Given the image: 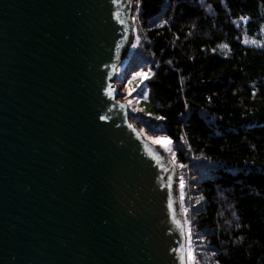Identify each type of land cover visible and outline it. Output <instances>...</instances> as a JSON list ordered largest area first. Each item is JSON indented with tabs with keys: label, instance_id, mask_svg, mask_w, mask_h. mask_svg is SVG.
<instances>
[{
	"label": "water",
	"instance_id": "1",
	"mask_svg": "<svg viewBox=\"0 0 264 264\" xmlns=\"http://www.w3.org/2000/svg\"><path fill=\"white\" fill-rule=\"evenodd\" d=\"M133 14L0 0V264H187L176 166L119 100Z\"/></svg>",
	"mask_w": 264,
	"mask_h": 264
},
{
	"label": "trees",
	"instance_id": "2",
	"mask_svg": "<svg viewBox=\"0 0 264 264\" xmlns=\"http://www.w3.org/2000/svg\"><path fill=\"white\" fill-rule=\"evenodd\" d=\"M133 6L139 43L117 76L129 91L152 70L135 94L146 113L147 93L153 130L173 141L179 180L195 173L183 217L197 264H264V47L244 43L262 32L264 0Z\"/></svg>",
	"mask_w": 264,
	"mask_h": 264
},
{
	"label": "rangeland",
	"instance_id": "3",
	"mask_svg": "<svg viewBox=\"0 0 264 264\" xmlns=\"http://www.w3.org/2000/svg\"><path fill=\"white\" fill-rule=\"evenodd\" d=\"M133 1V0H132ZM134 7V6H133ZM134 25V23H133ZM134 36H135V30H134ZM249 43L248 44H252L251 41L253 40H248ZM255 41L257 42L255 45H264V31L261 32V34L259 35V37L257 39H255ZM254 45V44H252ZM218 51H222V52H226L225 48L221 47V48H218ZM123 63V62H122ZM121 63V65H122ZM120 65V66H121ZM119 66V68H120ZM119 68H117L119 70ZM117 70V71H118ZM119 79V78H118ZM139 80V78H138ZM117 84V88H119V92L121 93L122 97L119 99L120 101L124 102L123 100H126V102H128L129 106L127 107L128 108V111L130 113V123L136 128V130L141 134L142 138L144 140H146L147 142H149L150 144L152 145H155V146H159L161 147L159 144H155L152 142L151 139H149L150 137H165L163 134H160L159 132L157 131H154L153 127H152V120L153 118L151 117V115L148 113V112H151V109H150V104L147 103V97L144 98L143 100H145V107H146V110L148 112L144 113L143 110H141V107L138 105V102L140 100V98H137L136 97V94L137 93V87H135L136 91H134L132 93V95H128V90L126 89V87L124 85H122L121 83V79H119V82L116 83ZM139 84H140V80H139ZM142 86V85H140ZM129 101H131V103H129ZM125 102V103H126ZM127 104V103H126ZM141 110V111H140ZM144 113V114H143ZM141 114V115H140ZM162 148V147H161ZM170 148H171V151H166L164 148H162L163 150L166 151L167 155L170 157V159H172L173 163L175 164L176 166V169H177V172L179 170V166H178V163H177V159H176V153H175V148H174V145L173 143L170 145ZM173 154H175V160H173ZM179 173V172H178ZM185 179L188 178V184L185 183L183 189L180 188V180H179V185H178V188H179V196H180V204H181V210H182V215H183V204H184V196L186 195L187 197L189 196L188 195V191L190 189V181L193 179V178H196L195 177V173L193 172H187L185 173ZM178 179H179V176H178ZM185 182V180L183 181ZM187 184V185H186ZM181 192L183 193V199H181ZM195 199V198H194ZM183 220H184V217H183ZM185 223V221H184ZM186 228V227H185ZM186 231V229H185ZM186 233V232H185ZM187 236V234H186ZM188 237V236H187ZM191 246V245H190ZM192 248V246H191ZM188 249H189V246L187 247L186 245V256H187V253H188ZM193 249V252L196 253V249L195 247L192 248ZM187 264H189V261L187 259ZM192 264H197L196 262V259H194V261L192 262Z\"/></svg>",
	"mask_w": 264,
	"mask_h": 264
},
{
	"label": "snow or ice",
	"instance_id": "4",
	"mask_svg": "<svg viewBox=\"0 0 264 264\" xmlns=\"http://www.w3.org/2000/svg\"><path fill=\"white\" fill-rule=\"evenodd\" d=\"M113 2L115 3L116 0H113ZM240 19L246 23L247 20L250 19V18L241 16ZM121 23H123V21H121ZM160 26H162V25H160ZM261 30L264 31V27H262ZM189 34H191V33H189ZM138 43H139V37H137V43L133 44L132 47H134V48L137 47ZM244 43L247 44V43H249V41L245 40ZM251 43L255 45L257 42L255 40H253V41H251ZM259 46L260 47H264V45H259ZM221 47L227 48L228 45L224 44V45H221ZM213 51H215V49H213ZM168 63H171V61H169ZM158 66L159 65H157V67ZM152 74L153 73H152L151 68H149L147 71L141 70V71H139V72L134 74L133 79L139 78L140 84H143L144 81L148 80ZM131 83H132V81H129V84H131ZM136 87L138 88V87H140V85L138 84ZM134 91H136L135 88H130L129 91H128V95H132V93ZM106 94L111 97L113 95V92H112V90H109ZM142 95L145 98L147 97V93H142ZM252 95L255 96L256 93L253 92ZM129 103H131V101H129ZM105 119H106V117H104V116L100 117V120H105ZM157 119H161L162 120V119H164V117H157ZM149 139H151L153 143L159 144L166 151H171L170 145L173 143V141L171 140L170 137H166V136L165 137H150ZM181 139H183V137H181ZM173 160H175V154H173ZM181 167H184V166L181 165ZM183 187H184V182L181 179L180 188L183 189ZM181 198L183 199V193L182 192H181ZM169 207L171 208L172 205L169 204ZM187 236H188V240H189V249H188V253H187V259L189 261V264H192V262L194 261L195 257L193 256V249L190 246L191 245V237H192V232H191V228L190 227L188 229Z\"/></svg>",
	"mask_w": 264,
	"mask_h": 264
},
{
	"label": "clouds",
	"instance_id": "5",
	"mask_svg": "<svg viewBox=\"0 0 264 264\" xmlns=\"http://www.w3.org/2000/svg\"><path fill=\"white\" fill-rule=\"evenodd\" d=\"M126 58H127V57H126ZM123 62H124V61H123ZM117 75H118V71H117V74H116V78L118 79V76H117ZM118 82H119V79H118ZM118 82H117V83H118ZM122 85H123V84H122Z\"/></svg>",
	"mask_w": 264,
	"mask_h": 264
}]
</instances>
